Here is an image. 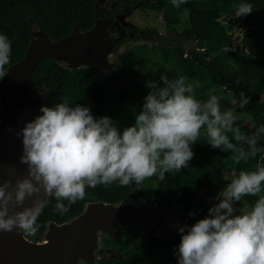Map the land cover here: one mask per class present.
I'll use <instances>...</instances> for the list:
<instances>
[{"label":"trees","instance_id":"1","mask_svg":"<svg viewBox=\"0 0 264 264\" xmlns=\"http://www.w3.org/2000/svg\"><path fill=\"white\" fill-rule=\"evenodd\" d=\"M109 1L115 9L162 8L159 16L166 31L126 25L112 51L117 53L128 40L142 42L119 53V67L107 74L93 66L69 68L52 58L38 59L31 80L44 90L45 106L54 107L62 102L61 98L66 99L73 107L76 104L89 107L97 119L110 117L122 132L135 124L137 114L142 111L145 97L151 91L147 82L155 81L163 87L161 75L167 74L169 79L183 76L198 84L194 95L202 101L213 87H223L230 94L218 98L222 111L239 105L243 92L249 103L242 110L250 116L252 124L242 125L241 132L252 135L264 126V0H187L179 8L171 0ZM99 3L100 0H0V34L7 36L12 49L11 62L5 69L24 57L31 32L37 28L53 39L70 35L74 29H91L98 14L105 16L111 12L105 6L108 2ZM241 3L253 6L250 14L241 15L242 24L253 28L246 38L253 43L249 51L233 43V28L222 20L234 17ZM182 12L187 13L188 23L179 30ZM225 48L230 51H224ZM230 139L236 143L234 138ZM191 147L194 157L188 167L175 174L166 173L163 181L154 176L140 185L124 187L114 183L109 187H88L85 199L72 204L64 215L54 210L57 201L49 197L37 220L40 227L35 236H41L51 223L60 224L79 215L89 203H118L130 195L144 198L149 205L181 206L180 219L185 220L187 231L209 216V209L227 184V173L232 180L241 170L252 171L257 164L264 165V136L259 138L257 147L261 151L257 156L239 164L231 158L232 153L212 148L203 133ZM243 147L247 150L248 146ZM259 195H264V184ZM259 195L246 196L244 201L251 207ZM181 237L180 232L161 228L157 236L142 238L138 231L127 226L123 234L116 230L113 237L104 239L103 246L117 255L101 256L99 263L140 264L154 254H159L165 264L174 263L178 260Z\"/></svg>","mask_w":264,"mask_h":264},{"label":"clouds","instance_id":"2","mask_svg":"<svg viewBox=\"0 0 264 264\" xmlns=\"http://www.w3.org/2000/svg\"><path fill=\"white\" fill-rule=\"evenodd\" d=\"M171 3L179 8L187 0ZM252 11V4L241 3L237 16ZM11 50L7 36L0 34V80L8 73L5 67L11 62ZM161 80L163 87L147 82L151 91L142 111L135 124L122 132L110 117L97 119L89 107H73L63 98L54 107L42 106V115L17 133L23 138L20 162L27 165V175L15 184L11 179L0 181V232L18 229L24 239L35 236L40 227L37 220L49 197L57 201L54 210L64 215L72 204L85 199L88 187L140 185L154 176L163 181L166 173L188 167L194 157L191 146L202 133L212 148L232 153L237 164L254 159L261 151L257 144L264 136V126L245 135L236 124L235 110L222 111L217 96L197 99L194 89L199 85L183 76L169 79L162 74ZM248 103L249 97L241 92L239 108ZM262 184L264 165L239 171L218 194L219 202L209 209L208 217L187 231L180 227L178 264H264ZM41 192L46 198H41ZM258 195L250 208L244 206L237 212L235 202ZM32 197V205L24 207Z\"/></svg>","mask_w":264,"mask_h":264},{"label":"water","instance_id":"3","mask_svg":"<svg viewBox=\"0 0 264 264\" xmlns=\"http://www.w3.org/2000/svg\"><path fill=\"white\" fill-rule=\"evenodd\" d=\"M116 23L110 17L104 20L97 18L91 29H74L70 35L59 39L47 37L38 28L31 32L24 57L7 67V75L0 80L1 92L6 96L0 120L12 115L17 120V125L13 127L0 124V181L11 179L15 184L16 179L27 175V165L20 162L23 138L17 133H21L28 122L42 115L40 109L44 105V90L31 80L37 60L52 58L69 68L93 66L107 74L109 67L105 57L96 50L104 48L112 38L108 36L109 30L114 29ZM39 195L46 198L42 192ZM131 198L132 195L118 203H89L70 220L51 223L46 242L24 239L18 229L0 232V264H77L79 259L87 264H100L97 253L112 257L117 252L106 249L97 235L107 232L113 237L115 229L121 224L144 223L150 228L152 238L157 236L156 230L163 220H173L175 209L172 205L137 207ZM34 199L29 198L24 207L31 206Z\"/></svg>","mask_w":264,"mask_h":264},{"label":"rangeland","instance_id":"4","mask_svg":"<svg viewBox=\"0 0 264 264\" xmlns=\"http://www.w3.org/2000/svg\"><path fill=\"white\" fill-rule=\"evenodd\" d=\"M105 1L106 0H100V4H103ZM107 6L110 8L111 14H109L107 16H103L101 14H98L97 18L99 20H104L105 18L110 17L111 19L117 21V23L115 24L114 29L109 30L108 36H110V38L112 36V38L109 41H107V44L105 45V47L98 49V50H96V49H93V50L94 51L96 50V52H98L99 54H102L105 57V60H106L108 67H109L108 71L111 72V70H113L114 68L119 67V64L117 63V56L119 53L125 51L126 49L132 48L135 44L142 42V41L128 40L124 45H122L118 49L117 53L112 52L111 51L112 46L121 37V35H122L121 30L124 26L132 25V26H138L140 28L154 27L155 29H157L161 33H164L166 31V27L164 26V23L159 16L161 9H162V8L160 9V7L155 9V10H144V9H140L138 7H134L133 9H129L127 6H121V7H119V9H115L114 3L110 2V1H108ZM222 20L224 23L231 24V26L233 28V32H234L233 42H235L236 44H239L240 46L244 47L246 50L249 51L248 47L250 45H252L253 43L251 40H248L246 38L250 34V32L252 31L253 28H248L247 26H244L242 24V17L237 16V14L234 17H232L230 20H228V19L224 20L223 18H222ZM187 23H188L187 13L182 12L181 18H180V23L177 26V28L179 30H181L184 26L187 25ZM229 94L230 93L225 91V89L223 87H213L209 92L208 98H210L211 95H215V96H217V98H219V97L227 96ZM208 98H206V100ZM5 102H6V96L1 92V89H0V110L2 109ZM42 106H45V105H42ZM231 110H235V114L238 117L237 122H236L237 126H239L241 128L242 125L252 124V120H251L250 116L247 115L242 110V108H239V105H236ZM0 124L4 125V126H10V127L16 126L17 125L16 116L12 115V117H10V118L0 120ZM229 136L232 137L231 134H229ZM225 180H226L227 184L231 181L228 173L225 175ZM227 184H226V186H227ZM226 186H225V188H226ZM192 200H194V199H191V201ZM131 202L133 203L134 206H137V207L155 206V204H152V205L147 204L144 201V198H137L135 195H132ZM218 202H219V200H217L215 202V204H217ZM172 206L175 209V212L173 215V220L172 219L171 220H163L161 222V227L158 230H156V235L159 234L161 228H169V229H173L177 232H180L179 228L185 227L184 226L185 220L180 219L181 206H177V205H172ZM244 206H247L250 208L249 204L244 201V198L242 199L241 202H235L234 203V207L237 209V212L239 211L240 208H242ZM127 226H129L131 229H133L135 231H138L142 238L150 237V233H149L150 228L144 223H134V224H130V225L121 224L115 229V231L118 230L121 234H123L124 231L126 230ZM48 231H49V226L42 233L41 236H30L27 239L31 240L33 242H41L46 238ZM107 237H112V236L110 234H108L107 232H104V233L97 235V239L101 244H104V242H105L104 239ZM97 254H98L97 261H100L101 255L99 253H97ZM80 263H86V261L83 259H79L77 264H80ZM140 264H165V263H163L161 261L159 254H154V255H150L148 257H145L140 262ZM168 264H178V260L174 263H168Z\"/></svg>","mask_w":264,"mask_h":264},{"label":"flooded vegetation","instance_id":"5","mask_svg":"<svg viewBox=\"0 0 264 264\" xmlns=\"http://www.w3.org/2000/svg\"><path fill=\"white\" fill-rule=\"evenodd\" d=\"M105 6H106V9L110 10V8L107 6V4ZM109 14H111V13H108L107 15H109ZM107 15H105V16H107ZM125 27L126 26H124L122 29L126 30ZM154 204H155V206H160V205H157V203H154Z\"/></svg>","mask_w":264,"mask_h":264},{"label":"bare ground","instance_id":"6","mask_svg":"<svg viewBox=\"0 0 264 264\" xmlns=\"http://www.w3.org/2000/svg\"><path fill=\"white\" fill-rule=\"evenodd\" d=\"M42 242H46L45 239Z\"/></svg>","mask_w":264,"mask_h":264},{"label":"built area","instance_id":"7","mask_svg":"<svg viewBox=\"0 0 264 264\" xmlns=\"http://www.w3.org/2000/svg\"><path fill=\"white\" fill-rule=\"evenodd\" d=\"M233 39H234V37H233ZM234 44H236L235 42H233ZM240 46V45H239Z\"/></svg>","mask_w":264,"mask_h":264}]
</instances>
